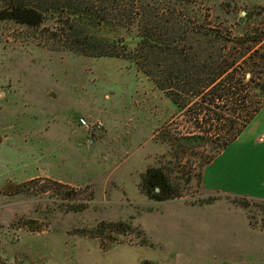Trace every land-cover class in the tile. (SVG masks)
<instances>
[{
  "label": "rangeland",
  "instance_id": "1",
  "mask_svg": "<svg viewBox=\"0 0 264 264\" xmlns=\"http://www.w3.org/2000/svg\"><path fill=\"white\" fill-rule=\"evenodd\" d=\"M219 1L241 21L246 8L264 6ZM202 2L193 0L207 11ZM56 25L0 21V264H264V202L246 208L228 196L264 199V143L244 132L208 173L233 191L206 190L200 174L211 145L179 144L196 131L188 111L128 58L60 49L73 40L53 35ZM257 117L249 127L258 134L264 111ZM149 167L164 169L173 198L137 192ZM46 174L72 185L23 183ZM12 183L23 184L7 189ZM103 221L132 229H103ZM147 241L154 245L139 246Z\"/></svg>",
  "mask_w": 264,
  "mask_h": 264
},
{
  "label": "trees",
  "instance_id": "2",
  "mask_svg": "<svg viewBox=\"0 0 264 264\" xmlns=\"http://www.w3.org/2000/svg\"><path fill=\"white\" fill-rule=\"evenodd\" d=\"M211 2L215 4L213 10L208 4ZM192 3L7 0L0 6V21L40 26L50 18L57 24L53 35L73 40L70 46L60 49L134 61L180 112L186 110L193 118L196 131L181 136L179 144L186 148L211 145L213 152L202 163L204 168L237 141L264 108V6L246 8L245 20L241 21L237 9L225 7L219 0H203L207 11ZM139 186L157 201L175 195L163 168L149 167ZM228 196H234V201L246 208L250 199L264 202L246 195ZM262 223L264 229V219ZM107 227L128 232L132 224L103 221L102 228ZM82 236L99 238L100 234L86 230Z\"/></svg>",
  "mask_w": 264,
  "mask_h": 264
},
{
  "label": "crops",
  "instance_id": "3",
  "mask_svg": "<svg viewBox=\"0 0 264 264\" xmlns=\"http://www.w3.org/2000/svg\"><path fill=\"white\" fill-rule=\"evenodd\" d=\"M264 111V108L263 110L261 111V113ZM260 113V114H261ZM259 114V115H260ZM258 115V116H259ZM258 118V117H257ZM248 135H252L254 138V143L256 144H260L261 143H264V130L260 133H254L251 129V127H249V129L247 131H245ZM258 132V131H257ZM242 138V137H241ZM240 138L237 140L239 141ZM0 141H4L3 139L0 138ZM91 142H94L93 139H90ZM236 142V141H235ZM231 146V145H230ZM227 149H225L222 153H220L212 162H210L209 164H207L204 169H203V174H202V182H201V185L203 186V188H205L206 190H215L217 193H222L224 191H227V190H230V191H233L231 188H223V186L219 185L218 183V176L220 175V173H218L217 175H211V179L209 180L208 179V173H209V170L214 168V166H217L219 160L225 155ZM229 164V163H228ZM217 169H218V166H217ZM37 178H50V179H53V180H56V181H59V182H63V183H68V184H71L70 182L62 179V178H55L51 175H45V176H40V175H33V176H30L28 178H26V180H24V182H27V181H30V180H33V179H37ZM140 183V182H139ZM139 183H138V189H137V192L141 193L142 195H145V193L143 191H141V189L139 188ZM19 184V183H18ZM124 187V186H123ZM224 189V190H223ZM123 192V193H122ZM121 194L124 195V197H128L129 196V193L127 192V190L125 189L124 187V190L121 191ZM153 200V199H152ZM210 204V203H209ZM148 234V233H147ZM86 238V237H84ZM88 239H91V238H88ZM94 240H97L99 241L97 238H94ZM152 245H154L153 243H150L149 241L147 242H144L143 244L139 245L141 247H152ZM147 262H150L152 264H155V260H152V259H148Z\"/></svg>",
  "mask_w": 264,
  "mask_h": 264
},
{
  "label": "built area",
  "instance_id": "4",
  "mask_svg": "<svg viewBox=\"0 0 264 264\" xmlns=\"http://www.w3.org/2000/svg\"><path fill=\"white\" fill-rule=\"evenodd\" d=\"M81 123L89 130L91 131L93 125L88 123L84 118H81Z\"/></svg>",
  "mask_w": 264,
  "mask_h": 264
},
{
  "label": "water",
  "instance_id": "5",
  "mask_svg": "<svg viewBox=\"0 0 264 264\" xmlns=\"http://www.w3.org/2000/svg\"><path fill=\"white\" fill-rule=\"evenodd\" d=\"M247 14V11H243V15H246ZM242 20H243V18H242ZM144 264H152V263H150V262H145Z\"/></svg>",
  "mask_w": 264,
  "mask_h": 264
}]
</instances>
